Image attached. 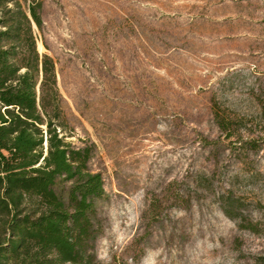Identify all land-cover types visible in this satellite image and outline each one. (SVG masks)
Returning <instances> with one entry per match:
<instances>
[{"label": "rangeland", "instance_id": "rangeland-1", "mask_svg": "<svg viewBox=\"0 0 264 264\" xmlns=\"http://www.w3.org/2000/svg\"><path fill=\"white\" fill-rule=\"evenodd\" d=\"M39 15L62 135L103 180L95 264H260L264 0H41Z\"/></svg>", "mask_w": 264, "mask_h": 264}, {"label": "trees", "instance_id": "trees-1", "mask_svg": "<svg viewBox=\"0 0 264 264\" xmlns=\"http://www.w3.org/2000/svg\"><path fill=\"white\" fill-rule=\"evenodd\" d=\"M40 8L0 0V264H95L103 180L88 168L89 148L62 135L53 62L33 36Z\"/></svg>", "mask_w": 264, "mask_h": 264}]
</instances>
